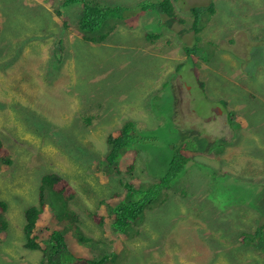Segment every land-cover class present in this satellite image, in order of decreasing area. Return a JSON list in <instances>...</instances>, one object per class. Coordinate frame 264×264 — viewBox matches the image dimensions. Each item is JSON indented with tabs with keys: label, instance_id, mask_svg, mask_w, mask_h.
<instances>
[{
	"label": "rangeland",
	"instance_id": "1",
	"mask_svg": "<svg viewBox=\"0 0 264 264\" xmlns=\"http://www.w3.org/2000/svg\"><path fill=\"white\" fill-rule=\"evenodd\" d=\"M103 1L131 7L149 0ZM171 1L180 20L151 9L100 42L74 29L76 3L61 16L60 0L3 3L14 22L6 31L0 20V141L13 164L4 170L0 162V197L8 205L0 213L8 226L5 241L0 229V264H40L41 251L23 246L24 210L38 203L48 173L75 190L67 202H49L47 219L64 232L74 218L92 239L81 253L71 246L83 264L104 255L102 264H264V243L241 240L264 223V0ZM38 6L46 21L41 10L35 16ZM194 7L203 9L199 33ZM148 33L159 36L147 39ZM193 43L207 60L186 54ZM223 94L226 112L218 101ZM235 106L241 112L228 119ZM128 119L135 138L120 151L119 168L108 172L106 137ZM33 122L45 131L27 125ZM48 123L73 138L68 153L51 143ZM186 141L200 143L201 151L147 212L138 235L119 245L102 238L89 215L99 198L123 197L127 184L157 180L172 144ZM72 235L79 246L82 238Z\"/></svg>",
	"mask_w": 264,
	"mask_h": 264
},
{
	"label": "trees",
	"instance_id": "2",
	"mask_svg": "<svg viewBox=\"0 0 264 264\" xmlns=\"http://www.w3.org/2000/svg\"><path fill=\"white\" fill-rule=\"evenodd\" d=\"M5 1L6 0H2L1 2L4 3ZM11 1L14 3L19 2V0ZM3 3H0V20L2 22V28L6 31H11V24L14 22V18L2 12ZM73 3H76L81 7L80 13L79 11L77 12V8H75V18H72L74 21V29L78 34H80L79 36L92 42L105 41L108 34L120 23L123 24L127 20L132 19L143 12H148L151 9L160 10L159 13H163L165 15L167 14L175 20L179 18L175 9V4L174 2L172 3L171 0H149L141 3L138 2L131 7L124 4L109 5L103 0H60V9H57L56 12L61 16L64 8L66 6L69 7V5ZM16 5L19 8L23 7L20 4ZM207 9L211 10V7L207 6L205 10ZM38 10H41L40 12L43 15V21H46V16L42 12L40 6H38V9L34 12L36 13L35 16H40V12ZM202 10V7H194L192 9L194 12V22L192 24V28L197 33L200 32V27L198 25ZM62 21L65 24L63 26L68 27L67 20L63 18ZM158 36L159 34H146L147 39H156ZM184 51L189 56H191L192 52L195 51L199 58L207 60L206 56L200 55L201 53L196 51L194 43L190 46H185ZM192 57L194 61L198 63V58H195L193 55ZM224 98L228 99L227 96H223L218 99V101L222 102L223 106L226 104ZM223 111H228L225 106ZM238 112H241L240 107H232V109L226 113L228 119L235 116ZM241 115L244 118H247L246 115L242 113ZM94 118L95 117L92 115L87 121H84V123H82L84 124V127H81L80 130L86 129L94 121ZM27 125L35 131H45L37 122ZM134 125V121L128 119L123 122L122 126L118 130L107 135V151L105 153L104 166L108 172H112L114 169L119 168L118 163L120 160V151L135 138L136 134L133 130ZM63 129L64 126L48 123L47 130L50 131L47 137L51 139V143L67 152L69 146L74 141L71 136H63ZM139 135H141V138L145 137L142 133ZM76 140L78 146L83 145L82 141L78 139ZM196 140L197 142L202 141V139L199 138ZM199 146L200 143L191 144L189 141L181 144H172L173 155H171L172 157L167 171L157 180L136 182L135 186L127 184L125 186L126 190L123 197L119 193L100 197L95 203L94 208L90 209L89 215L93 222L98 225L99 229L103 231L101 237L111 236L109 239L110 242L117 245H119V242L125 236L130 237V235H133V237H136L139 233L138 227L143 223H148L147 212L163 202L164 199L162 195L164 194V190L172 187L173 182L178 178V175L182 172V170L185 169L187 163L197 152L201 151ZM10 152L11 150H9L7 146L0 141V162L4 167V170L10 166L11 161L13 164ZM132 168L133 166L131 165V168L127 169V171L131 172ZM72 189L73 188L69 182L63 176H54L50 175V173L44 174L41 177L39 185L38 203L36 205H31L24 210V225L22 233L24 240L23 246L29 250L41 251L42 259L40 264H83L82 257L84 255L75 254L81 253L79 247L83 243L88 242L89 239L90 241L92 239L90 237L89 239L84 237L85 235L80 230V227L74 218H71L70 221L67 219L69 223L64 232L54 227L53 219H47V208L48 206L50 207L49 202L55 199L67 202L69 196L75 193L73 192L74 189ZM7 208L8 205L0 197V213L5 212ZM72 215H74V212ZM7 227V221L4 219L0 220V229L2 230V237L4 238V241L7 239V233L5 232ZM75 228H77V232L75 231ZM72 233L75 234L77 240L82 238L79 240L81 242L79 246L76 241H74L75 239L72 238ZM149 236L150 234L148 233L147 238H149ZM66 237H70L72 240L70 242V246L68 245ZM246 239L251 241L259 240L260 243L263 244L264 223L261 224L255 231L243 233L241 235V240L243 241ZM71 246L77 249L76 253L73 251ZM107 259V256L104 255L100 257L98 261L95 259H87L89 263L85 262V264H102ZM118 263L119 262L116 261V264Z\"/></svg>",
	"mask_w": 264,
	"mask_h": 264
},
{
	"label": "crops",
	"instance_id": "3",
	"mask_svg": "<svg viewBox=\"0 0 264 264\" xmlns=\"http://www.w3.org/2000/svg\"><path fill=\"white\" fill-rule=\"evenodd\" d=\"M223 96H227V95H226V94H225V95L223 94ZM223 96H222V97H223ZM215 100H216V99H215Z\"/></svg>",
	"mask_w": 264,
	"mask_h": 264
},
{
	"label": "bare ground",
	"instance_id": "4",
	"mask_svg": "<svg viewBox=\"0 0 264 264\" xmlns=\"http://www.w3.org/2000/svg\"><path fill=\"white\" fill-rule=\"evenodd\" d=\"M80 17V16H79Z\"/></svg>",
	"mask_w": 264,
	"mask_h": 264
}]
</instances>
